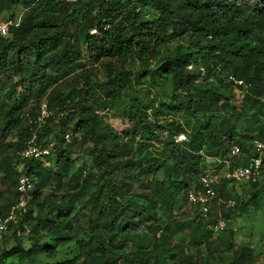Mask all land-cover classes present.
<instances>
[{
  "label": "trees",
  "instance_id": "1",
  "mask_svg": "<svg viewBox=\"0 0 264 264\" xmlns=\"http://www.w3.org/2000/svg\"><path fill=\"white\" fill-rule=\"evenodd\" d=\"M23 4L0 38V217L23 181L31 199L0 238V264H166L179 255L196 264L203 246L222 252L213 264H264V239H214L228 227L211 231L198 207L180 214L208 158L223 168L235 145L250 156L264 140V0H0V20ZM76 73L81 87L46 98ZM229 74L249 85L239 107ZM45 99L51 115L39 140L52 150L22 158L27 120ZM218 195L225 202L212 206V220L226 208L229 223L264 218V175L238 192L223 180Z\"/></svg>",
  "mask_w": 264,
  "mask_h": 264
},
{
  "label": "built area",
  "instance_id": "2",
  "mask_svg": "<svg viewBox=\"0 0 264 264\" xmlns=\"http://www.w3.org/2000/svg\"><path fill=\"white\" fill-rule=\"evenodd\" d=\"M60 1H75V0H60ZM112 1V0H105ZM140 10V8H139ZM20 22V21H19ZM16 19L0 20V38L7 37L10 33V28L19 24ZM93 33L96 30L92 31ZM194 67L191 65L190 69ZM197 70L205 74L206 68L203 65L196 67ZM228 81L237 89H248V83L237 77L234 74L228 75ZM243 90V89H241ZM51 115L49 101L47 99L41 102L38 114L35 117L28 118V125L30 127V137L26 143V147L21 150L20 156L25 159L42 158L47 150L39 140V132L42 126L46 123L48 117ZM176 142L183 143L187 141V136L184 133L175 136ZM203 154V151H201ZM235 158H239L240 162L232 164ZM246 161V162H244ZM226 165V171L222 178L219 179L217 175L208 172L200 176L199 183L196 188H191L187 193V202L199 209L201 216L206 219L207 227L217 233L227 228V218L221 212L212 220V206L219 205L222 199L218 195L219 184L223 180H228L235 185L243 183H257L264 175V140L255 139L253 141L252 155L248 156L239 145H235L231 149L230 156L223 162ZM25 181L19 187L20 195L16 203L10 208L5 216L0 217V238L10 228V225L16 222L17 218L28 212L29 201L31 195L28 194L29 188ZM28 191V192H27ZM229 205H235L234 200L229 201Z\"/></svg>",
  "mask_w": 264,
  "mask_h": 264
},
{
  "label": "rangeland",
  "instance_id": "3",
  "mask_svg": "<svg viewBox=\"0 0 264 264\" xmlns=\"http://www.w3.org/2000/svg\"><path fill=\"white\" fill-rule=\"evenodd\" d=\"M27 1V0H25ZM26 13V5H20L16 8L14 16L12 19H16L18 22L21 20L22 16H24V14ZM7 15V14H6ZM6 20V17L3 19ZM7 75H11L12 80L14 81L15 75H14V70L10 71ZM98 77H100V79L103 78L102 74H97ZM84 75H80V74H72L68 77H66L65 79H63L62 81H60L57 85H55L53 87V89L48 93L47 95V99H54L56 95L60 94V93H66L74 88H79L84 84ZM4 78L0 79V89L2 87V84H4ZM7 82V81H6ZM7 84V83H6ZM11 87V86H10ZM9 86H7L5 88V90H13L14 87L10 88ZM16 89V88H15ZM244 92L243 90L240 91V89L237 88H232L231 92L229 93V96L232 99L233 104H236L239 106L242 105V98H243ZM1 100V97H0ZM12 102V101H10ZM36 106L34 104V102L30 103L27 107H26V111L27 110H31L34 109ZM119 122V123H118ZM118 124H115L118 128H123V125L121 124V121L118 120ZM24 125H26V122L24 121ZM159 129L160 132L162 133H166L167 128L165 127V123L161 122L159 124ZM161 149V147H159ZM47 150L51 151V148H47ZM44 160V157H43ZM207 163H208V169L206 172L210 173V174H215L219 177V179L222 178L223 174L226 171V165L222 168L220 165L222 163L219 162L218 159L215 158H208L207 159ZM193 188H196L197 183L193 182ZM230 186H232V184H230ZM234 189L236 190V192L238 191H242V184L240 185H236L234 186ZM28 192V191H27ZM29 194V192H28ZM224 197V196H223ZM222 201H224V199H222ZM225 202V201H224ZM80 205V203L77 205V207ZM78 209V208H77ZM230 211V208H226V211L223 212V216H225L228 220V216H226V213H228ZM196 212V206H192L190 204H188L187 200H185L182 203V209H181V213L187 214V213H195ZM183 215V214H182ZM19 217L17 218L16 221H18ZM166 215H164L162 217V222H166ZM264 218H261L260 215H252L249 216L247 218H240L238 219L236 222L234 223H229L228 222V229L224 232L219 233L218 235L214 236V239L217 238H223L226 234L227 236H230L231 240L235 241V243L238 246L241 245H251V246H255L258 243H260V241L262 239H264ZM188 225L187 223H182L179 225V227H176L174 230V234L173 236L170 237V239L167 241L168 245L170 246L171 244L175 243L177 241V238H181L183 236L184 231L187 229ZM183 231V232H182ZM34 237V233L32 231L29 232V241L33 240ZM214 239L211 240V245L214 248ZM202 250L205 252L204 256H201L198 258L196 264H213V260H214V256H216L218 258L219 254H222L221 251H213V253H210L208 251H206L205 247H202ZM197 249H189V255H198L197 254ZM208 254V257H207ZM182 258L181 255H179L177 257V260L173 262V259H171L170 261H168L166 264H181L179 261ZM206 259V260H205ZM195 260V259H194ZM194 260L193 263L194 264ZM221 262V261H219ZM218 264V260L217 263ZM222 264V262H221Z\"/></svg>",
  "mask_w": 264,
  "mask_h": 264
},
{
  "label": "clouds",
  "instance_id": "4",
  "mask_svg": "<svg viewBox=\"0 0 264 264\" xmlns=\"http://www.w3.org/2000/svg\"><path fill=\"white\" fill-rule=\"evenodd\" d=\"M263 178V177H262ZM259 182V181H258ZM257 182V183H258ZM243 184H249V183H243ZM233 186H236L235 184H233ZM221 198V197H220ZM223 202V201H222ZM228 204H229V201H228ZM231 206H234V205H231ZM222 213V212H221ZM223 214V213H222ZM225 217V216H224ZM229 220L227 219V222H228ZM228 227V226H227Z\"/></svg>",
  "mask_w": 264,
  "mask_h": 264
}]
</instances>
